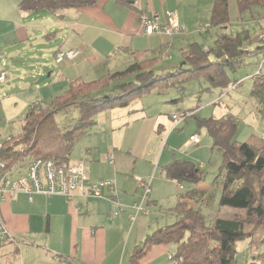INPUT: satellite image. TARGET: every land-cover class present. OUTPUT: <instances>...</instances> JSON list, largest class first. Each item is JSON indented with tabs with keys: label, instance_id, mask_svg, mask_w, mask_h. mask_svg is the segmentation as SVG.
<instances>
[{
	"label": "crops",
	"instance_id": "1",
	"mask_svg": "<svg viewBox=\"0 0 264 264\" xmlns=\"http://www.w3.org/2000/svg\"><path fill=\"white\" fill-rule=\"evenodd\" d=\"M21 1L0 0V74L6 73L5 80L0 81L3 83L0 86L2 115L0 127L3 120L14 122L20 119L23 123L31 105L44 97L45 89H52L50 87L55 85V82H44L34 87L33 81L44 77L46 71L44 67L40 69L38 65L30 68L29 59L42 60L47 71H50L44 79L48 80L54 75L51 71L52 66L48 64L52 57L55 60V53L58 50L80 49L82 53L75 60L58 63L59 66L64 65L61 78L71 79L76 76V68L84 62L87 45L84 40H77V37L74 39V35H84L89 28L83 23L80 25L76 20L78 15L76 10L83 13L91 8L94 18L103 24H108L111 29L110 36L105 40L106 46L102 47V50L110 54H116L117 50L127 57L128 61L132 58L139 60L152 58L154 42H161L160 47L174 46L173 37L158 33L148 35L149 40H141L133 45V36L143 37L145 34L141 20L143 14L159 24H164L166 22L164 10L172 8L173 10L170 11H175L179 20L185 24L184 33L178 34V37L185 35L187 26L194 24L200 23L201 28L205 30L213 28L210 25V17L214 0H196L198 4H202L200 6L205 11L210 12V16L208 14L205 18L197 15L196 4L195 14L194 9H185L180 0H137V3L117 0L119 5L126 6H124L123 18L118 23L115 18L111 19L103 12V7L97 5V0L92 5L80 8L34 12L21 10ZM65 16H74L75 20L66 26L67 32L72 31L73 35L66 34L69 39L64 45L55 46L56 40L50 38L48 30L51 26L55 28L59 23H63ZM57 17L60 21H55ZM119 24L122 26L121 29L117 27ZM170 59L173 60L166 70H175L183 60L175 57ZM90 60L91 64L95 61L94 65H96L98 59L94 57ZM215 101H212V104L218 103ZM126 110L128 108L113 114L111 124L115 127L120 126V122L125 121L122 117ZM134 111L140 110L136 108ZM134 111L129 110L126 114ZM144 118L139 117L134 120ZM161 127L163 125H160ZM10 136L15 135L2 133L0 143H4ZM112 146L111 144V147H107L103 156H101L102 148L94 151L88 147L85 159H72L71 162H83L94 181L102 179L115 181L118 188L117 201L77 196L70 202L63 195L45 194H34L30 199L26 193L6 194L0 199L1 215L15 237L7 239L0 246V260L4 264H131L130 256L137 245H141L147 235L165 225L161 216L166 206L162 203L165 199L164 194H169L170 199L174 201L173 204H169L173 211V206L178 203L180 194L186 188L182 183L161 174L159 167L152 162L156 160L155 156L147 159L146 155L139 154V156L135 155L136 159H134L133 147L126 150L129 147L125 146V134L121 143ZM111 155L114 157V163L109 161ZM137 159L149 164L136 166ZM101 165L103 168L100 167ZM203 166L204 164L200 165ZM134 173L151 182L150 198L144 202L146 211L137 212L134 207L142 195V190L138 188L136 180L132 177ZM163 173L166 174L165 169ZM105 192L110 193L108 189ZM223 209L232 213L239 211L230 207ZM115 212L117 214L113 215ZM174 217L176 218V215ZM176 253L177 245L174 243L155 244L141 259V264H175L170 257Z\"/></svg>",
	"mask_w": 264,
	"mask_h": 264
},
{
	"label": "trees",
	"instance_id": "2",
	"mask_svg": "<svg viewBox=\"0 0 264 264\" xmlns=\"http://www.w3.org/2000/svg\"><path fill=\"white\" fill-rule=\"evenodd\" d=\"M94 3L95 0H22L20 8L33 12L56 11ZM237 4L241 13L253 14L257 9L264 12V0H237ZM210 25L218 30L214 47L209 50L198 42L190 43L182 49L183 62L175 70L158 73L154 69L156 56L144 60L132 58L124 69L90 82L80 78L72 80L63 93L50 100L36 101L23 119L22 131L4 141L0 157L9 169L17 164L27 166L37 158L68 165L75 148L102 112L127 107L156 89L176 86L184 93L182 83L199 77L205 79L207 89L212 93L215 90L227 92L235 85L229 73L239 68L247 56L264 52V28L252 50L248 46L251 41L248 30L235 33L230 29L229 0H214ZM254 79L252 93L264 104V76L260 73ZM72 108L79 110V122L63 131L56 115ZM189 116L195 118L199 128L206 130L212 139V147L223 157L224 177L218 206L242 210L244 215L216 216L209 222L200 208L208 191L185 190L173 209L176 221L147 235L130 256L131 264H141L148 250L161 243L177 245L173 258L180 264H236L237 242L252 237L255 229L264 231V138L253 135L248 141H237L239 119L231 113L221 117H201L193 112ZM164 169L169 178L182 184L186 180L198 183L205 177L197 165L188 160L175 158Z\"/></svg>",
	"mask_w": 264,
	"mask_h": 264
},
{
	"label": "rangeland",
	"instance_id": "3",
	"mask_svg": "<svg viewBox=\"0 0 264 264\" xmlns=\"http://www.w3.org/2000/svg\"><path fill=\"white\" fill-rule=\"evenodd\" d=\"M127 1L137 3V0ZM180 2L187 10H193L197 6V15L201 18H205L208 14L210 16V12L205 11L202 6H200L202 4H198L196 0H180ZM97 3L98 6L103 7V12L107 13L111 19L115 18L117 23L121 22L125 5H119L117 0H97ZM170 10L173 9L166 8L164 11L166 13ZM163 12H161V14ZM194 13L196 14L195 9ZM76 14H78L76 20H78L80 25L83 23V25L89 26L84 35H74V39L77 37V40L86 41L87 47L84 62L79 68H76L77 74L74 78L66 79L60 76L62 69H64V65L59 66L52 57L48 65L52 66L51 71L54 75L48 80H42L43 77H39L33 81L34 87L44 82H55V85L50 87L54 90L45 89L44 97L42 98L44 100H50L56 93H63L72 80L78 78L86 82L98 80L112 71L124 69L130 61L117 50L116 54H110L102 50V47L106 46L105 40L109 39L111 29L108 24H103L100 20L94 18L91 8L83 13L76 10ZM253 14L248 11L241 13L238 8L237 0H230V29L235 33L248 30L251 37L248 46L252 50L257 46L262 29L264 28V12L257 9ZM73 17L74 16H65L64 20H62L64 21L63 23H59L55 28L51 26L48 30L50 38L56 40L55 46L64 45L65 41L69 39V37H66V34L67 36L73 35L72 31L67 32L68 30H66V26H69V24L72 23L71 21L75 20ZM55 21H60L59 17H57ZM117 27L121 29L122 26L119 24ZM201 27L202 25L200 23L190 27L187 26L185 35L180 37H178V35L173 36L174 46L171 47H160L159 45L161 42H154L153 48L155 49L152 57H158L155 61L154 69L158 73L172 71L166 70L173 60H171L170 57L181 59L182 49L186 48L190 43L198 42L204 48L209 50L212 49L215 45L214 41L218 30L212 28L207 31V29L205 30ZM141 36L142 35H135L132 37V40H134L133 45L141 40H149L147 34H144L143 37ZM94 57L98 59L95 63L96 65H94L95 61L91 64L90 58L94 59ZM28 64L31 66L30 68L35 65H38L40 69L44 67L46 71L45 76L50 73V71H47L48 69L46 66L43 65L42 60L29 59ZM260 73L264 76V52L247 56L245 62L239 68L229 73L231 81H235V85L230 87L227 92L219 93V90H215L212 93L207 89L208 83L205 79L199 77L182 83V86H184V93H181L176 86L164 90L156 89L151 93H147L135 99L127 107H116V110L110 109L102 112L96 116L97 123L92 126L89 133L75 148L72 159H85L88 147H91L94 151L102 148L101 156H103L106 153L105 150L107 147H111V144L114 146L115 144L121 143L125 134V146L129 147L126 148V150L133 147L132 149L135 151L134 159H136L135 155L139 156V154L146 155L145 157H147V159H152V157L155 156L156 160L152 162L155 166L159 167L163 175H166L163 173L164 168L175 158L192 161L197 165V169L204 173V179L198 183L186 180L183 182V186L186 190L191 188H203L208 191L205 197L206 200H203L204 203H200V208L207 216L209 222L216 216L224 218L234 217L236 214L243 216L244 211L242 210L237 211V213H232V211H227L223 209L224 207L220 208L218 206L224 177L223 157L220 151L212 147V139L207 134L206 130L199 128L195 118L190 117L189 114L197 111V115L201 117H221L224 114L231 113L236 115L239 119L238 132L235 138L237 141H248L253 135L264 138L263 100L258 95L252 93L255 75ZM66 76L70 77L68 74H66ZM39 80L41 82H38ZM2 84L3 83H0V86H2ZM224 94L225 97L222 98ZM261 97L263 98V95H261ZM215 100H220V102L212 104V101ZM123 108H128V110L124 111L122 117V120L125 121L123 123L120 122V126L115 127V125L111 124L112 116L113 114L115 115L121 112L120 110H123ZM131 108H138L140 111L136 112ZM129 110L134 112L126 114ZM173 113L181 115L180 119H182V121L177 129H173L174 120L171 117ZM141 114H143V116H141ZM0 116L2 115L0 114ZM182 116L188 117L184 119ZM139 117L145 118L138 121L134 120ZM79 119L80 112L77 108H72L56 115V121L63 131L76 126ZM160 125H163V127L160 128ZM7 128L8 131H6ZM21 131L22 123L20 119H16L14 122L3 120V123H1L0 135L2 133L6 135H17ZM194 133L200 134V144L189 147L187 143ZM108 153L109 151L106 155H108ZM136 161L138 162L136 166L149 164L145 163L142 159H137ZM89 164L88 162V165ZM202 164H204V166L200 167ZM100 167L103 168L102 165ZM132 177L136 180V185L141 190L137 182V177H143L139 176L137 173H134ZM163 189L164 188H162V191H164ZM164 197L165 199H163L164 202L162 203L166 206L162 210L163 215L161 216L165 224L164 226H166L173 224L176 218L172 213V208L169 206V204H173L174 201L170 199L169 194H164ZM193 204L194 202H191V205ZM253 232L252 237L237 242L236 264H264V231L258 228Z\"/></svg>",
	"mask_w": 264,
	"mask_h": 264
},
{
	"label": "built area",
	"instance_id": "4",
	"mask_svg": "<svg viewBox=\"0 0 264 264\" xmlns=\"http://www.w3.org/2000/svg\"><path fill=\"white\" fill-rule=\"evenodd\" d=\"M165 16L166 22L159 24L151 20L149 16L143 14L141 20L144 33L147 35L158 33L169 37L184 33L185 24L179 20L178 14L175 11H168L165 13ZM80 54V49H61L55 53V60L57 63L67 60L72 61ZM5 78L6 73L2 72L0 74V81L5 80ZM180 116L177 113L171 115L174 120L173 129H177L182 121ZM182 117L185 119L184 116ZM10 139L11 136L6 140ZM200 141V134L195 133L191 136L187 145L189 147L197 146L200 144ZM2 147L3 143H0V150ZM110 162L114 163L113 155L110 156ZM137 182L142 190V195L134 207L137 212L146 211L144 202L150 198L152 191L151 182L140 177H137ZM106 189L110 191L109 194L105 192ZM16 193H26L30 199H32L34 194H45L47 196L63 195L70 202L77 196L83 198H105L117 201L118 188L113 180H92L89 169L81 161L71 162L68 165H57L53 160L37 158L27 166L17 164L9 169L7 163L0 157V199L6 194ZM114 214H117V212ZM132 219H135V217H132ZM10 238H15L14 233L10 231L0 212V246ZM170 259L175 264H180V261L174 259L173 256ZM0 264L4 263L0 260Z\"/></svg>",
	"mask_w": 264,
	"mask_h": 264
},
{
	"label": "water",
	"instance_id": "5",
	"mask_svg": "<svg viewBox=\"0 0 264 264\" xmlns=\"http://www.w3.org/2000/svg\"><path fill=\"white\" fill-rule=\"evenodd\" d=\"M47 77H43L42 80L46 79Z\"/></svg>",
	"mask_w": 264,
	"mask_h": 264
}]
</instances>
